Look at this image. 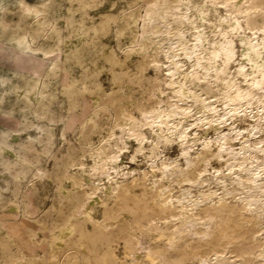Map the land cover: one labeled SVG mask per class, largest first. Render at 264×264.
<instances>
[{"label": "bare ground", "instance_id": "6f19581e", "mask_svg": "<svg viewBox=\"0 0 264 264\" xmlns=\"http://www.w3.org/2000/svg\"><path fill=\"white\" fill-rule=\"evenodd\" d=\"M214 1L212 0L213 6ZM224 1L231 7L234 6L230 0ZM23 4L24 13L28 16L48 13L44 4L41 7ZM211 15L209 7L197 6L195 0H167L161 5L154 4L147 9L143 23L137 21L135 14L124 22L127 27L135 25L138 28L129 47L123 50L124 60L112 50L104 51L106 58L120 66L126 77L129 76L125 68L128 61L144 49L151 52L158 47L167 60L169 77L165 84L172 93L167 100H161L157 107L147 108L141 104L143 100L140 103L136 101L137 98L134 99L135 94L133 97L132 93L126 92L119 80L109 94L111 99L105 105L113 110H122L124 120H117L118 126H128L138 141L131 161L137 163L138 154H142L149 159L148 168L123 166L122 153L125 154L129 142L122 140L121 136L120 139H114L112 135L101 136L98 142H94L93 136L97 129L93 128L98 124L97 117L99 118L101 107L89 124L80 129V139L84 146L79 149L80 154H77L78 149L74 146H70L61 157L53 153V148L57 145L56 129H40L39 137L29 135L27 142H20L21 154H17L13 145L6 141L8 138L0 144V157L4 154L11 155L15 159L13 168L21 164L26 166V172L32 173L35 179L49 178L53 173L57 184H61L62 180H68L71 184L65 186L63 183L60 189L65 201L54 209L60 226L52 236V241L46 243L44 239L38 240L40 237H36L37 234L31 230L27 237H20L30 252L28 256L18 248L14 251L12 239L4 237L1 244L6 257L0 264H45L46 258L38 260L35 255L43 250L46 256L57 258L54 252L59 242L72 251L71 254L68 253L64 264H128L121 261L116 253L115 243L118 240L124 241L125 257L133 261V264H189L191 259H198V264H264V235L258 233L255 238V234H250V228L264 225V135L250 139V135L255 136L264 127V114L261 113H264V34L248 35L244 30L247 25L244 27L241 18H232L230 14V18L220 19L219 31L215 28L219 32L218 38L214 36V39H210L208 25L213 21ZM259 17L253 11L244 15L245 22ZM107 21L108 19L101 21L90 30L97 34L105 28ZM45 22L36 23V30L43 33ZM187 30H194L191 32L192 39L187 35ZM217 32L214 33L218 34ZM58 36L59 33L56 32V39L60 37ZM37 38L36 35L28 39L23 36L18 41L24 51H42L45 55L54 52L39 47ZM53 38L55 36L52 37L50 31L46 39ZM157 55L152 59L156 68L160 61ZM181 55L190 61V69L180 59ZM234 65L236 68L233 71ZM59 66V62L54 61L47 76L56 75ZM141 69L144 68L141 66ZM156 79L155 83H158L159 80ZM37 81L38 78L25 80L23 94L27 102L31 103L35 98L33 86ZM127 82L125 86L128 87L130 82ZM153 88L151 90L154 94L163 93L160 85L156 84ZM102 89L99 84L93 90L85 85L78 89L75 83H71L66 93L75 102L79 94L89 92L98 96ZM255 107H258L261 114L254 113ZM135 109L140 112V117L134 114ZM245 116L258 121L251 125L248 135L244 134L248 127L236 126L237 119ZM229 120L233 121L226 130L224 126ZM195 126L203 127L206 134L209 130L215 131V139L201 134L198 129H194ZM144 127L150 128V136ZM65 132L63 129L64 140ZM121 135L123 137L122 133ZM240 137V147H236L235 141ZM173 141L180 145L181 160L160 154L161 144ZM92 145H96L93 155L89 151V146ZM87 154L93 161L88 177L78 173L81 170L67 172L68 167L83 169ZM49 155L54 160L53 171L47 166L46 169L38 166L44 164ZM31 157L33 159L29 161ZM213 158L219 159L218 162L220 159L225 161V173L221 170L222 165L219 166L221 171L213 165ZM210 168L214 169L213 179H216L217 188L208 186L200 189L198 195L195 194L193 186L198 188L211 180L207 176L211 173ZM95 176L105 177L109 184L100 185L98 181L96 184L91 179ZM185 183L190 186H184ZM176 185L181 189L179 195L174 194ZM35 192L36 185L32 184L26 194L29 207L33 204ZM82 208L85 210L84 216L78 218L76 213ZM155 215L173 226L174 231L164 234L157 233L158 230L152 228L144 232ZM89 222L92 223L91 226ZM245 225L249 228L246 231ZM141 232L153 233L154 236L137 258L131 249ZM249 242L257 247L258 254L256 252L251 255L252 252L244 251ZM56 262L53 264H57Z\"/></svg>", "mask_w": 264, "mask_h": 264}, {"label": "rangeland", "instance_id": "374dc122", "mask_svg": "<svg viewBox=\"0 0 264 264\" xmlns=\"http://www.w3.org/2000/svg\"><path fill=\"white\" fill-rule=\"evenodd\" d=\"M166 1L167 0H0V144L8 138L6 141L10 145H13L12 147L15 149L17 154H21V144L27 142L29 135H32V137H39L41 135L40 129H56L57 145L53 148V153L61 157L67 153L70 146H74L78 149L77 154H80L79 149L84 147L80 139V129L83 128V125L89 124L92 120V116L95 115L97 111H99L97 109L101 107L102 110L98 112L99 118L97 117L98 124L95 128H93L97 129V133L93 136L94 142H98L101 136L108 137L109 135H112V138L114 139H120L119 137L121 136L122 140L129 142L128 149L125 150V154L122 153V156H124V165H122L124 167L136 166L148 168L149 159L142 154H138L137 163H132L131 161L138 141L135 139V133L128 126H118L117 120H124L122 110L120 108L113 110L108 107L109 105H105H107V101L111 99L109 94L119 80L122 81L124 90L128 93H132L133 97L136 95L134 97V99H138H136V101L141 103L143 100V103L141 104L145 105L147 108H151L152 106L157 107L161 100H167L170 95H172L171 89L167 86V84H165L169 77L167 74V60L158 47L151 52L144 49L141 52L134 54L128 61L125 68L128 70L129 76L126 77L120 66L114 65L106 58L104 51L112 50L117 57L124 60L125 53L123 50L129 47L132 38L138 31L137 26L132 25L127 27L124 22L128 19V17L135 14L137 21L139 23H143L144 15L149 7L154 4L161 5ZM195 1L197 6L209 7L212 11L211 20L213 21L208 25V37L210 39L218 38L219 32H217V30L220 29L218 27L220 19L222 21L227 17L241 18L242 21H240L243 26L245 27L247 25L244 30L248 35L256 34L261 36L262 34L263 36L264 34V0H230V3L234 4L233 7H231L230 4L226 3L224 0H213L215 2L214 6L212 0ZM45 2H47L46 5ZM202 2H205L206 4ZM21 3H27L31 6L34 5L40 7L44 4L48 13H41L37 15L38 17L36 15L28 16L24 13V4L22 5ZM210 4L212 6H210ZM216 9L217 11H215ZM252 11L253 14L260 15V17L258 19L250 20V22L247 21L248 23L245 22L246 20L244 15L252 13ZM214 12H216V14ZM228 15H230V17ZM38 18H40L42 22L46 21L43 33H41L42 31L40 32V30H36V23L41 22ZM107 19L108 21L105 28L100 30L97 34H94V32L90 30L94 25H99L101 21ZM212 24H214V26ZM215 28L217 30H215ZM50 31L51 36H55V38L46 39V36L50 34ZM193 31L194 30H189L187 32V35L189 37L191 36V39L193 38L191 34ZM56 32H58L60 36H58L59 38L57 39ZM214 32H217L218 34ZM32 35L38 36L37 45L39 47L43 50L54 52L49 55H45L42 51H24L20 47L18 40H20L23 36L28 39ZM238 45L240 54L241 48L239 43ZM156 54H158V60L161 61L158 63V68H156L155 63L152 60L153 56ZM180 59L186 64V68L190 69V61L184 58L183 55L180 56ZM54 61L59 62V71L56 75L48 77L47 73ZM142 64L147 65L143 66ZM141 66L144 69H141ZM235 68L236 65L233 66V71ZM37 78L38 81L33 86L35 98L31 103L27 102L23 94L25 80ZM155 79L159 80L157 81L158 83H155ZM127 81L130 82V86L128 87L125 86L128 83ZM71 83H75L78 89L85 85L89 89L93 90L96 88L97 84L101 85L103 89L98 96L90 94L89 92L79 94L78 98L74 102L68 98L69 96L66 93V89ZM154 83L155 85L158 84L161 86L163 93L154 94ZM151 88H153V90H151ZM152 94H154L153 99H151ZM144 99H149V101L146 102ZM254 113L257 115L261 113L264 114L263 112H258V107H255ZM134 114L137 117L141 116L140 112L136 109L134 110ZM232 121L233 120H229L224 126L226 130L230 128ZM254 122L258 123L256 118L245 116L244 118L237 119L236 126L238 125L240 128L248 127L249 129L247 128L244 132V134L248 135V131L252 129L251 125L255 124ZM263 123L264 122H262V124ZM137 128L139 129V127L136 126V129ZM63 129L66 130V140L62 137ZM143 129H145L148 136H150V132L148 130L150 128L144 127ZM194 129H198L201 134L211 136L215 139V131L213 132L212 130H209L206 134L201 126H195ZM262 129L263 131H260V133H257L255 136H253V134L250 135V139H257V137L263 136L264 127H262ZM121 133L123 134V137ZM241 137L235 141L236 147H240ZM92 147L93 145L89 146V151L93 155L96 145H94V149ZM160 150L161 155L166 154L167 156H171L179 160L182 158L180 145L176 141L161 144ZM50 156L51 155L46 158L44 164H40L38 166L44 169H46L47 166L51 171H53L54 160L53 157ZM32 159L33 157L29 158V161ZM218 160L217 158H213V165L219 170V166L222 165L220 166L223 168L221 170L225 173L227 171V168L225 167L227 164L224 163L225 161L223 159H220L219 162ZM84 162L85 166L83 169L78 167H68L67 172H78L81 170L78 173H82L85 178L88 177L87 173H89L93 163L89 154L86 155ZM14 164L15 159L11 155L9 156L8 154H4L0 157V244L4 237H9L13 241L12 245L14 251L20 249L26 255L30 256V252L25 247V244L20 237H27L29 232L33 230L37 234L36 237H40L38 240L44 239L46 243H50L52 241V236L55 234L56 229L60 226L58 223L59 220L57 221L56 218L57 211L54 209H56L59 203L65 201L60 189L63 187V183L65 186H70L71 184L68 180H62L61 184H57L53 173L49 178L43 177L35 179L33 178L32 173L26 172V166L17 164L13 168ZM82 170L86 173H83ZM210 171L211 173H207V176L211 179L209 180V183H206L204 186H198V188L197 186L192 187L195 194L198 195L200 189H206L208 186L217 188L216 179H213L214 169L210 168ZM41 175L44 176L43 173ZM101 178V176H95L91 179L96 181V184L97 181L100 185L109 184L105 177ZM32 179L33 182H31ZM148 183L149 182H147V185ZM32 184L36 185V192L33 198V204L29 207L27 205L28 200L26 199V194ZM87 184L90 183L87 182ZM183 185L190 186L186 183ZM179 188V185H176V190H174L175 195L180 194L181 189ZM18 191L19 193H17ZM84 211L85 210L82 208L80 212L76 213L77 217L83 218ZM100 217H102V214ZM151 219L144 228V232L152 228H156L158 230L157 233L164 234L174 231L173 226L168 224V222L159 219L156 215ZM166 223L169 227H167ZM88 224L91 226L92 223L89 222ZM245 227L244 230L249 229L246 225ZM263 227L256 226L250 228V234H255V238L258 233V235H264ZM257 230L260 231L253 233ZM144 232H141L135 239L131 249V252H133L134 256L137 258L138 255H140L149 246V242H152L151 239L154 236L153 233L146 234ZM117 243H115V249L117 255L120 256L119 258H121V261L133 264V261H129L128 257H125L126 253L124 251V241L118 240ZM251 244L252 243L249 242V244L245 246L244 251H249L250 253L252 252L251 255H255L256 252L258 254V250L256 249L257 247H255L254 244L251 246ZM58 245V248H56L54 252V254L57 255V258L55 256H52L51 258L46 256L45 253H43V250H39V252L35 255V258L38 260L46 258L45 264H53L56 260H59V262H56L57 264H64V262H66L67 255L71 254L72 251L68 248L66 249L65 244L63 246L59 242ZM239 251L241 253L243 252L241 250ZM3 253L4 249L1 244L0 261H3L4 257H6ZM236 253L238 254L239 252ZM241 253H239V255ZM209 256L211 257L212 254ZM197 260L198 259H191L189 260V264H198Z\"/></svg>", "mask_w": 264, "mask_h": 264}]
</instances>
